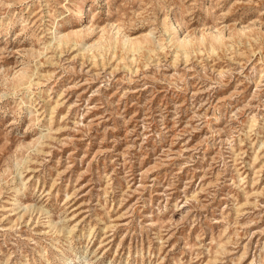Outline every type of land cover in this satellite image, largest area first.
Here are the masks:
<instances>
[{"label":"rangeland","instance_id":"374dc122","mask_svg":"<svg viewBox=\"0 0 264 264\" xmlns=\"http://www.w3.org/2000/svg\"><path fill=\"white\" fill-rule=\"evenodd\" d=\"M0 264H264V0H0Z\"/></svg>","mask_w":264,"mask_h":264}]
</instances>
